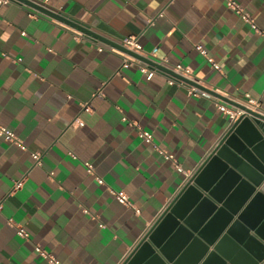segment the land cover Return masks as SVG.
<instances>
[{
    "label": "crops",
    "instance_id": "1",
    "mask_svg": "<svg viewBox=\"0 0 264 264\" xmlns=\"http://www.w3.org/2000/svg\"><path fill=\"white\" fill-rule=\"evenodd\" d=\"M31 1L107 41L20 1L0 4V125L27 146L0 136V264H55L37 244L59 264H121L187 179L218 178L212 151L231 124L218 103L250 108L249 94L264 115V0H236L257 29L225 0ZM128 36L142 47L136 53L166 70L123 51ZM125 56L155 73L122 66ZM177 63L196 80L169 82L165 65ZM190 84L208 94L189 93ZM117 190L139 211L119 202Z\"/></svg>",
    "mask_w": 264,
    "mask_h": 264
},
{
    "label": "water",
    "instance_id": "2",
    "mask_svg": "<svg viewBox=\"0 0 264 264\" xmlns=\"http://www.w3.org/2000/svg\"><path fill=\"white\" fill-rule=\"evenodd\" d=\"M17 1L107 41L63 13L31 0ZM122 50L166 70L126 47ZM241 109L245 113L230 124L212 151L220 160L218 178L214 182H200L193 175L187 179L121 264H264V214L260 213L264 210V115ZM251 204L258 206L257 212Z\"/></svg>",
    "mask_w": 264,
    "mask_h": 264
},
{
    "label": "built area",
    "instance_id": "3",
    "mask_svg": "<svg viewBox=\"0 0 264 264\" xmlns=\"http://www.w3.org/2000/svg\"><path fill=\"white\" fill-rule=\"evenodd\" d=\"M11 0H0V4L1 3H6L9 2ZM16 1V0H15ZM226 4L229 8H231L237 15H239V17L244 20L245 22L249 23L252 27L256 28V24L254 22L253 17L251 16L250 12L244 7L242 6L239 2H237L236 0H225ZM120 43L122 45H124L125 47L135 51V52H141L142 47L140 45V43L137 41V38L135 36H128L123 38ZM196 48L199 50L200 53H202L203 55H206V49L200 45V44H196L195 45ZM207 59L209 60V62L212 63V65L215 68H219V65L212 59V57L207 56ZM136 62L138 64V67L141 71L146 73V77L147 78H151L153 76V74L155 73V69L149 67L147 64L142 63L136 59H131L130 57L125 56L123 58L122 61V66H128L130 63ZM167 66L172 72H174L176 75L183 76L184 80H180V81H187L185 78L191 79V80H196L191 71L188 68L183 67L180 63L174 64V65H165ZM176 75H173L169 78V82H172L173 80H176L178 78H176ZM181 79V78H180ZM189 93L193 94V95H207L208 92L197 86L194 84H190L189 85ZM246 104L253 110H255L256 112H261L259 109V103L258 101L251 97L249 94H246ZM218 107L222 110L225 111L226 113H228L229 118L231 120V123L233 121H235L240 115L244 114L245 111L241 108H235V107H229L228 105H226L225 103H218ZM75 122L77 124H82L83 122L80 119H75ZM140 137L146 141L149 142L151 144H153L154 147H156L160 153L167 159L172 160L173 162H175V158L174 155L169 152L166 151L165 149L159 148L153 141V135L151 133V131L148 130H144V129H139L138 131ZM0 136L3 137L6 141H8L9 143L15 145L16 147H18L19 149H27L26 144L24 143V141L14 132L13 129L5 126V125H0ZM31 156L33 157V160L35 163L40 164L41 163V154L40 152L37 151H32L31 152ZM86 167H87V171L89 173L93 172V167L90 163L86 162ZM98 182H102V178L101 177H96ZM22 183V178L21 179H17L14 183V187H19ZM115 196L117 198V200L119 202H121L122 204L125 205H130L131 207L134 208V210L136 212L139 211V209L129 200V197L127 195V193L123 190H117L115 191ZM16 232L19 236L27 238L28 237V232L26 231V229L23 226H17ZM35 250L37 251V253L45 258L48 259L49 262L55 263V264H59V261L56 259V257L50 253L49 251L45 250L44 248H42L39 244L35 245Z\"/></svg>",
    "mask_w": 264,
    "mask_h": 264
},
{
    "label": "bare ground",
    "instance_id": "4",
    "mask_svg": "<svg viewBox=\"0 0 264 264\" xmlns=\"http://www.w3.org/2000/svg\"><path fill=\"white\" fill-rule=\"evenodd\" d=\"M206 257V256H205Z\"/></svg>",
    "mask_w": 264,
    "mask_h": 264
}]
</instances>
